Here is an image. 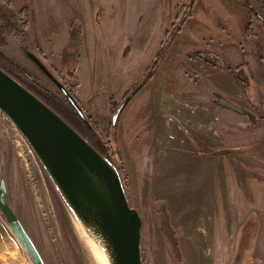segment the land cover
I'll list each match as a JSON object with an SVG mask.
<instances>
[{
    "label": "rangeland",
    "instance_id": "374dc122",
    "mask_svg": "<svg viewBox=\"0 0 264 264\" xmlns=\"http://www.w3.org/2000/svg\"><path fill=\"white\" fill-rule=\"evenodd\" d=\"M10 1L22 32L5 35L0 52L38 93L67 101L50 73L75 98L86 119L71 111L73 123L111 158L142 215V264H264V0ZM231 63L238 65L231 67L237 98L201 69ZM192 98L218 108L219 150L191 152L185 169L189 156L179 137L184 141L187 130L178 116ZM169 129L170 137L163 134ZM203 163L211 169L208 184ZM1 175L10 206L47 264H97L83 248L79 220L0 111ZM75 243L87 256L81 259ZM0 264H33L1 211Z\"/></svg>",
    "mask_w": 264,
    "mask_h": 264
},
{
    "label": "water",
    "instance_id": "95a60500",
    "mask_svg": "<svg viewBox=\"0 0 264 264\" xmlns=\"http://www.w3.org/2000/svg\"><path fill=\"white\" fill-rule=\"evenodd\" d=\"M35 61H37L35 59ZM67 100L86 119L75 98L49 73ZM137 88L114 115V122ZM238 112L240 107L224 102ZM0 111L27 140L83 228L106 250L110 264H142L141 213L131 206L121 175L109 156L0 67ZM246 112V111H245ZM0 211L33 264H46L9 203L0 177Z\"/></svg>",
    "mask_w": 264,
    "mask_h": 264
},
{
    "label": "crops",
    "instance_id": "0c3cea01",
    "mask_svg": "<svg viewBox=\"0 0 264 264\" xmlns=\"http://www.w3.org/2000/svg\"><path fill=\"white\" fill-rule=\"evenodd\" d=\"M9 2H11L10 0H8ZM12 5L13 9H16V7ZM260 60L263 62L264 61V57L261 56ZM231 66H228L227 70L221 69V68H214V67H208V66H201V69L205 70L207 73L209 74H205L208 75L211 83L214 85L215 88H217L219 91L223 90L226 91L228 93H230L231 95H233L234 97H239L241 96V90L240 87L237 83V80L234 76V73H232V68L231 67H236L238 68V65L231 63ZM190 101V102H188ZM186 99V105L188 106L189 109L185 108V112H180L179 116H178V124L179 126H182L184 128H186L187 130V134L183 133L184 136V141H182V137L180 139L179 145L181 150H183V153H185L186 155L189 156L188 159H186V164H188L187 166H185V169H187V167H189L191 164L190 162L192 161L191 157H192V153L193 151L199 150L201 152H207L208 153H213L212 151L214 150H219V146H218V142H219V131L213 127L214 124H217L220 121V117L218 114V108L215 106L213 107L207 104H203L201 103V101H195V99L193 100H188ZM188 102V103H187ZM203 108V109H201ZM206 110V111H205ZM221 133H223L222 131H220ZM165 136L168 135L170 137V135L172 134V132L166 131L163 133ZM191 136V140L188 139V136ZM205 138V139H204ZM214 138V140L216 141V145L215 144H211V143H207V141H211ZM168 138H165L164 140H167ZM202 139L203 143H202ZM170 140V139H169ZM216 157V156H215ZM188 161V162H187ZM204 164L203 167V175H206L207 173V177L206 178V182L208 184V181H212L211 177H209L208 175H211L210 171L211 169L206 168V164ZM223 167L225 168V166L223 165ZM182 168V167H181ZM192 169V167H190L188 169V171L190 172ZM196 169V168H194ZM188 174V172H187ZM213 176V175H212ZM225 176V175H224ZM224 178V177H223ZM226 178V177H225ZM191 178H185L184 183L185 184H189L188 186L190 187V185L192 184L191 182ZM204 188L203 190H207L206 188V184H204ZM192 196H189V199H192ZM196 200V198H194ZM202 201L207 202L209 200V198H205L202 196ZM191 201V200H189ZM229 210V208L227 207V211ZM230 213L229 215L233 216L234 215V211L233 209H230ZM207 214V213H205ZM222 214V213H220ZM234 228V226H233ZM226 232H228V230H226ZM227 237V236H226ZM226 239V238H225Z\"/></svg>",
    "mask_w": 264,
    "mask_h": 264
},
{
    "label": "trees",
    "instance_id": "16d2710c",
    "mask_svg": "<svg viewBox=\"0 0 264 264\" xmlns=\"http://www.w3.org/2000/svg\"><path fill=\"white\" fill-rule=\"evenodd\" d=\"M4 1L0 0V46H3L5 44V35H6V37H7V35L13 34V33L21 35V32H22V30L19 28V25H18V23H20V22H18V21H21L23 18L17 20L16 16L10 11V9H11L10 3L7 0H4ZM23 23H25L24 28L27 31V22L23 20ZM169 43H170V41L167 44L168 47L170 46ZM164 53H165V49L162 48L159 51V54L157 55V57L161 56V55H163V57H164ZM0 67L2 69H4L7 73H9L11 76L16 78L20 83H22L31 92H33L35 95H37L42 101H44L49 107H51L56 113H58L64 120H66L80 134H82L85 138L90 139L87 136V133L83 132L81 127L77 128V126L73 123V122H75L73 117L69 116L71 114V111H72L75 116L79 115V118L83 119V117L79 114V112L73 107V105L68 100L67 101L66 100L60 101V100H56L57 98L56 99L52 98L51 95L38 93L37 92V90H38L37 84L29 83L28 81L23 80L19 74V71L20 72H24V71L19 67L18 63H16L9 56L3 55L1 52H0ZM154 72H155L154 70H151L149 72L148 77L145 80L143 86L150 80V78H152L154 76V74H155ZM68 111H69V113H68ZM83 125L86 128V125L84 123H83ZM89 141H90V143L93 144L91 139ZM93 145L96 148L98 147V146H96V144H93ZM100 151H103V150H100Z\"/></svg>",
    "mask_w": 264,
    "mask_h": 264
},
{
    "label": "bare ground",
    "instance_id": "6f19581e",
    "mask_svg": "<svg viewBox=\"0 0 264 264\" xmlns=\"http://www.w3.org/2000/svg\"><path fill=\"white\" fill-rule=\"evenodd\" d=\"M76 230L80 240H82L85 252L91 256L97 264H110L106 250L102 244L83 228L80 221L76 223Z\"/></svg>",
    "mask_w": 264,
    "mask_h": 264
},
{
    "label": "flooded vegetation",
    "instance_id": "af4514ba",
    "mask_svg": "<svg viewBox=\"0 0 264 264\" xmlns=\"http://www.w3.org/2000/svg\"><path fill=\"white\" fill-rule=\"evenodd\" d=\"M66 60H67V59H66ZM72 243H73V242H72ZM69 245H70V243H69ZM73 245H75L76 248L79 247L78 250H79V254H80L81 259H82L83 256H87V255L85 254L84 250L82 249V247L80 248V246H79L78 244H76V243L73 244ZM70 247L72 248L71 245H70ZM84 261H85V260H84ZM45 263H46V262H45ZM71 263H72V264H77L75 258H72V259H71ZM86 263H87V262H86ZM86 263H85V264H86ZM46 264H47V263H46Z\"/></svg>",
    "mask_w": 264,
    "mask_h": 264
}]
</instances>
